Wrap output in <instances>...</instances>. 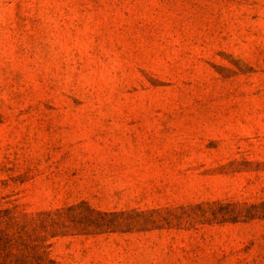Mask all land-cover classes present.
Here are the masks:
<instances>
[{
	"label": "rangeland",
	"instance_id": "obj_1",
	"mask_svg": "<svg viewBox=\"0 0 264 264\" xmlns=\"http://www.w3.org/2000/svg\"><path fill=\"white\" fill-rule=\"evenodd\" d=\"M0 264H264V0H0Z\"/></svg>",
	"mask_w": 264,
	"mask_h": 264
}]
</instances>
